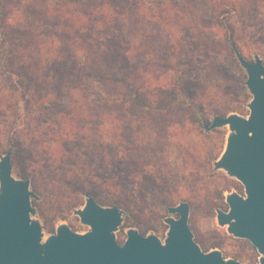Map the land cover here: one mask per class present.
Segmentation results:
<instances>
[{"label":"rangeland","instance_id":"1","mask_svg":"<svg viewBox=\"0 0 264 264\" xmlns=\"http://www.w3.org/2000/svg\"><path fill=\"white\" fill-rule=\"evenodd\" d=\"M11 1L16 8H13L10 19L24 21L25 16L29 15L26 12L27 0ZM232 1L235 6L231 8L229 14L225 13V16L222 14L217 16L212 12V7L218 4L220 7L222 0L129 1L131 13L124 22V30L131 39L132 49L128 53L127 68L132 70L131 79L135 81V87H140L139 97L147 98L151 107L140 106L138 96H135V118L127 115L123 121L135 119L137 136L136 120L140 119L142 113L150 112V116L143 117L144 133L148 137L142 144L145 147L138 148V144L135 146V153H141L147 159L149 166L141 168V165L136 164L135 180L129 176V182L121 187L101 185L103 192L97 194L98 199L104 202L103 196L109 194L122 198L128 204V208L120 207L125 214L122 224L116 231L119 242L125 239V231L128 227H136L142 234L153 232L163 239L167 230L164 222V218L168 215L167 206L187 201L190 205L188 222L194 240L203 250L217 248L224 257L235 258L244 264L258 263L259 253L255 246L246 239L232 236L225 227L219 226L216 222V209L228 208L225 202L226 192L235 190L243 194L244 188L237 179L228 176L222 169H216L213 164L224 149L228 127L206 130L202 122L203 117L210 122L216 115L213 113L214 110L222 106H229L230 112L227 114L247 115L248 113L247 103L251 94L245 84V70L239 64L234 52L230 53L222 49L220 45L223 42H217L226 34L227 24L232 25L238 32L239 50L248 60L253 59L254 53H258L264 60V0ZM205 40L212 41L207 49H205ZM45 41L47 43L41 52L50 48V42L51 44L55 42L52 37ZM4 48L5 45L0 40V58ZM50 53L51 51H48L44 56H49ZM184 80H189L190 85L199 86V88L191 86L189 89L194 95L200 94V96H192L202 109L197 113V121L177 106L171 112L165 111L160 105L162 103L159 102L164 100L165 96H173L172 92L165 91L171 90L173 85ZM80 81L82 90L70 96H62L63 101L66 102L69 98L72 109L81 105L83 110H90L89 102L99 99L100 96H88L89 89L83 90L86 88V79L81 78ZM9 83V75L3 68L2 58L0 59V91L2 90L0 120L4 115L14 112L17 106L16 100L19 98V96H6L9 92L4 87ZM156 86L162 87L164 91H157ZM145 90L147 91L144 92ZM203 91L204 94L201 95ZM90 92L92 94V91ZM184 96L182 94L178 97L179 103H182L181 100H186L187 97ZM94 105L95 110L102 108L105 112L111 107L103 104ZM38 113L42 119L49 116L46 110H40ZM153 116L157 118L158 123H168L161 133V138H156V134L152 131L150 119ZM49 117L54 119L55 115ZM43 126L52 127L49 122L43 123ZM87 127L93 129L94 136L98 139L106 126L105 124L95 126L91 123ZM1 139L0 154L11 147V159L14 160V163L11 161L13 175L24 178L18 169L29 168L26 153L19 148V145L8 144ZM116 146L117 143H109L106 152L115 154ZM51 147L61 148L58 142L51 143ZM159 150H162V153H159ZM56 152L59 154V151ZM154 153H157L158 157L155 158ZM58 154H54L56 159ZM153 162L156 164L150 166ZM56 164H58L57 160ZM141 172L149 173L152 178H156L157 185L145 190L147 184H144L145 188H143ZM63 174V171H55V174L45 172L37 177L35 184H30V189L39 196V199L32 200V204L36 202V205L33 204L36 210L35 216L40 219L45 234L55 232L56 226L61 222H66L75 231L89 229L87 225L80 223L77 215L73 214L75 208L83 205L84 194L89 192L75 191L76 179L68 177L65 181ZM90 174L91 180L99 184L100 181L94 173ZM82 175L86 174L82 173ZM91 195L97 200L93 194ZM97 201L102 205L111 206ZM127 216L132 224L125 223Z\"/></svg>","mask_w":264,"mask_h":264},{"label":"trees","instance_id":"2","mask_svg":"<svg viewBox=\"0 0 264 264\" xmlns=\"http://www.w3.org/2000/svg\"><path fill=\"white\" fill-rule=\"evenodd\" d=\"M129 1L27 0L26 12L29 15L19 22L10 19L13 8H16L11 4L13 1L0 0V40L5 45L0 59L3 58V68L10 79L4 89L9 92L6 96H19L14 112L0 120V139L19 145L26 153L29 168L18 169V172L24 178L29 177L32 184L45 172L55 174V171H63L65 181L68 177L76 179L75 191L89 192L105 204L128 208L120 197L106 194L103 196L104 202L98 199L97 194L103 192L101 185L121 187L129 182V176L135 180L136 164L141 168L149 166L141 153H135V146L145 147L142 144L148 137L144 133V118L150 112L142 113L140 119L136 120L137 136L135 119L123 121L127 115L135 118V96H138L140 106L151 107L147 98L139 97L140 87H135V81L131 79L132 70L127 68L128 53L132 49L131 39L124 30V22L131 13ZM221 3L222 7H218L219 4L212 7V12L217 16L229 14L235 6L232 0H222ZM50 37L55 42H50V48L41 52L47 43L45 39ZM238 39V32L227 24L226 34L217 42H223L220 47L231 53L233 50L229 47V41L240 49ZM205 41L207 49L212 41ZM48 51H51L50 55L44 56ZM81 78L86 79L83 90L89 89L88 96H100L89 102L90 110H83L81 105L72 109L69 98L66 102L62 98L82 90ZM191 86L199 88L184 80L173 85L171 90H166L167 93L172 92L173 96L159 100L162 108L171 112L177 106L197 121V113L202 109L192 96L200 94L189 92ZM155 89L164 91L160 86ZM182 94L187 98L179 103L178 97ZM94 104L111 107L105 112L102 108L95 110ZM40 110H46L49 116L55 115V118L47 116L42 119L38 113ZM228 112L229 106H222L213 113L225 115ZM150 120L156 138H161L168 123H158L155 116ZM45 122L52 127H44ZM91 123L95 126L105 124V133H101L100 138L97 139L93 129L87 127ZM55 142L59 143L60 149L51 147V143ZM108 142L117 143L115 154L106 152ZM54 154H58L57 159ZM153 156L156 158L158 154L154 153ZM11 161L14 163L13 159ZM155 164L153 162L150 166ZM91 172L99 179V184L91 180ZM140 174L143 188L147 184L145 190L157 185L156 178L149 173ZM33 204L36 205V202ZM125 223L132 224L128 216Z\"/></svg>","mask_w":264,"mask_h":264},{"label":"water","instance_id":"3","mask_svg":"<svg viewBox=\"0 0 264 264\" xmlns=\"http://www.w3.org/2000/svg\"><path fill=\"white\" fill-rule=\"evenodd\" d=\"M229 44L246 73L248 113L216 114L202 122L206 130L228 127L224 149L213 164L237 179L244 191L226 192L228 208L216 209L215 218L229 234L255 246L259 258L254 264H264V60L258 53L248 60L234 42ZM12 168L9 147L0 154V264H244L217 248H201L188 222L187 201L167 206L163 239L128 227L119 242L116 231L125 211L100 204L90 193L73 210L88 230L75 231L61 222L45 234L32 204L39 196L30 189V179L16 177Z\"/></svg>","mask_w":264,"mask_h":264}]
</instances>
